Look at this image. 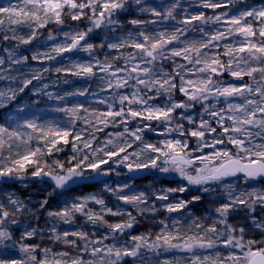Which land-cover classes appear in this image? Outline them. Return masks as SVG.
Instances as JSON below:
<instances>
[{"label": "snow or ice", "instance_id": "snow-or-ice-1", "mask_svg": "<svg viewBox=\"0 0 264 264\" xmlns=\"http://www.w3.org/2000/svg\"><path fill=\"white\" fill-rule=\"evenodd\" d=\"M179 5L180 0L156 6L146 4L145 0H18L17 3L8 0L6 4L0 3V42L5 45L14 42L13 46L3 48L7 56H0V66L7 62L11 70L13 65L27 64L29 57L20 52V48L34 42L37 51L32 54V61H55L66 53L79 52L91 57L87 62L38 70L30 78L22 79L18 89H0V109L6 108L34 80H41L43 72L49 71L99 79L106 85L101 91L117 90L111 103L108 99L99 101L107 104V111L97 114L103 128L80 115L88 112L84 104L53 109L71 117L72 127H61L55 119L42 120L34 108L39 101H34L33 105H17L0 117L3 120L0 123V195L5 197L0 200V253L15 249L20 254L18 257L0 255V264H150L148 253L159 256L161 249L178 250L187 255L155 264H264V239L246 238L248 227L264 237V0L259 3L202 0V7L213 10L214 15L199 12L177 21ZM217 9L221 11L216 13ZM129 10L148 13L155 19L127 20L134 30L125 32L121 17ZM67 20H87L88 24L81 29L78 24H66ZM167 21H175L180 26L154 31L147 28L149 24ZM53 24L58 27L50 29ZM210 24L223 27L209 30L205 26ZM42 29L48 30L43 41L40 39ZM97 29L105 33L101 42H89ZM190 32H199V38L189 39ZM58 37H62L59 42ZM41 45L47 50L40 52ZM105 47L120 55L111 59L105 56L103 61L93 55L98 48ZM129 48L133 51L121 52ZM121 60L123 64L116 63ZM166 62L171 71L166 70ZM5 71L0 67V80L16 79L6 77ZM98 72L105 75L98 76ZM225 74L232 80H223ZM63 82L69 83L67 79ZM47 88V84L33 88V95L43 93L49 99L63 101L68 96H86L89 91L84 88L53 97L44 92ZM127 88L132 89L130 94L119 91ZM177 94L182 99H175ZM161 97H164L162 105L156 103ZM197 105L201 108L198 124L188 112ZM178 109L182 111L177 113ZM77 119L87 127L74 132ZM181 120L195 127L185 128ZM133 121L136 122L134 129L128 127ZM109 124L122 125L123 131L105 133L106 138L98 142L95 133L103 132ZM88 128L93 131L89 132ZM146 131L163 138L155 143L147 142ZM184 137L195 138V147H190L189 139ZM133 145L136 150L129 152ZM66 146L72 151L67 161L48 162L46 157L64 151ZM112 164L122 165L129 173L144 170L176 173L187 182L164 189L162 195H156L160 201H167L170 193L188 192L191 187L206 194L220 188L226 193V199L215 207L214 216L209 214L203 218L187 212L190 205L201 201L199 194L164 204L162 207L168 213L187 214L172 219L171 228L161 220L163 227L154 240H149L150 234H140L130 235V243H118L117 234L127 233L137 223L136 217L131 212L104 209V201L94 196L77 198L84 202L47 211V216L71 224L75 214L80 213L92 225L105 226L109 230L106 234L92 239L87 231L59 232L53 226L49 238L73 251H53L51 247L27 243L40 234L41 230L35 227H24L19 239H14L13 226L21 225L19 216L27 213L37 220L39 217L15 192H7L5 185L28 179L45 183L47 178L54 185L48 194L52 196L57 190H69L72 185L113 172L119 175ZM240 182L244 187H240ZM22 186L27 188L28 184ZM128 187L130 185L124 183L112 189L105 184L108 191H123ZM118 199L132 205L138 214L156 211L154 205L151 209L139 208L147 202L143 192L120 195ZM87 201L101 205L106 214L127 218L109 223L101 213L86 212ZM48 203L47 199L42 200L40 209H45ZM236 212L244 214L245 225L230 222V216ZM209 219L210 224L202 222ZM108 240L112 243H105Z\"/></svg>", "mask_w": 264, "mask_h": 264}, {"label": "trees", "instance_id": "trees-1", "mask_svg": "<svg viewBox=\"0 0 264 264\" xmlns=\"http://www.w3.org/2000/svg\"><path fill=\"white\" fill-rule=\"evenodd\" d=\"M18 2V0H16ZM174 0H145L146 4L156 6V5H170L173 3ZM250 2H253V0H250ZM254 2H262V0H254ZM185 9L187 11L185 12ZM221 9L215 10L216 13L220 12ZM199 12H204L207 16H212L215 13L211 9H205L202 7V0H180V5L178 9L176 10V19L177 21L183 19L186 15H194L198 14ZM124 20V31L127 32L129 30H134L133 26L130 24H127V20L138 18L142 20H151L155 19L148 13H140L135 10H129L128 12L122 14L121 17ZM198 24V22H196ZM66 24L68 25H75L78 24L81 29H84L85 26L88 24L87 20H82L78 22H73L70 20L66 21ZM173 25H177L175 21H167L162 24H156V25H147V28L149 31H154L156 29H162L164 27H168L169 29L172 28ZM58 26L56 25H50V29H56ZM207 29L211 30L216 27H223V25H208L205 26ZM43 35L40 39L44 38L47 35V29L40 30ZM104 30L103 29H97L95 32L91 35L90 41L95 44H99L104 36ZM120 33L118 32L117 35ZM200 33L199 32H190L188 33V38H199ZM34 45L29 46H21L20 52H22L24 55L29 57V61L27 64L23 65H13L11 70H8L9 66L3 67L6 71L4 72V75L6 77H16V79H11L12 83H14L18 89L21 87V80L24 78H30L31 75L34 73H30L31 70H33V66H36V64H44L42 60L32 61L31 56L34 53V50L36 49ZM14 42H10L8 45H5L4 43L0 42V49H3L5 46H13ZM40 52H44V47L39 48ZM133 51L132 49H122L121 52H129ZM87 53L79 52V53H73V54H64V56L57 57L55 61H47L49 66L47 68H55L59 66H68L71 62H87L89 59L84 57ZM96 58H99L101 61L105 59V56H108V58H112L114 56L120 55V53L116 52L115 50H110L108 48L104 49H97L94 54ZM178 62L180 61V58H176ZM118 64H123V61H117ZM165 68L168 71H171V68L168 66V63H165ZM43 69V68H42ZM40 69V70H42ZM98 74H101L98 72ZM100 76V75H99ZM67 79L69 83H64L63 81ZM77 77L72 75H65L63 73H55L54 71L49 72H43L41 80L37 81L34 80L32 85H29L28 89H25L23 93H20L17 96V99L10 102L6 108L0 109V117H2L5 113L13 110L17 105L21 104H31L34 101H39L34 108L37 109V115L41 116L42 120H51L55 119L61 127H72V124L70 120L72 119L69 116H66L64 113H58L53 111V109L57 108L55 104H58V107H72L73 104L71 102V99L73 96L66 97L65 100L60 101L56 100L55 98L49 99L47 95H44L43 93L33 95L32 89L33 88H42L44 84L48 85L47 89H44V92L51 93L53 97L60 95L63 96L67 92H73L78 90L80 85L77 82ZM80 79V78H79ZM83 80H91L88 81V83H91L95 87L88 88V93H99L98 91V85L97 81L98 79H89V78H82ZM5 79L0 80V87L4 86L6 83H4ZM116 92V91H115ZM112 96L114 95V92ZM109 93V94H111ZM86 94V95H87ZM109 94H107V99L109 100V103L112 102V98H109ZM25 99L27 100L25 102ZM175 99L179 100L182 99V96L180 94H177ZM60 103H64L65 105H62ZM156 103H160V99L157 100ZM86 108H88V112L84 113L81 112L80 115L84 116L89 121H95L97 118V114L107 111L106 107H100L96 106L94 104L90 105V103H83ZM119 105L117 104V107ZM190 110V109H189ZM195 112H200L201 108L199 105L196 106V108L193 109ZM178 111L177 113H179ZM93 114L88 118V114ZM87 116V117H86ZM0 123H3V120L0 119ZM155 124V122H153ZM82 126L81 120H76L75 127L73 128V131H77L78 128ZM108 129V128H106ZM162 129V128H161ZM29 131V130H28ZM150 139L152 138L151 135L146 134ZM188 138V137H186ZM191 142V145L194 143V139L188 138ZM33 144L35 142L33 141ZM72 155L71 147L66 146L64 148V151L60 153H54L51 157H46L49 163H52L53 160H60L61 162L67 161V159ZM105 167H108L106 165ZM112 167L115 168L116 172H119V175H116L115 172L108 176H101L96 180L89 181L84 184H77L72 185L69 190H57L55 194L52 196H49V192L52 191V188L54 185L45 182V183H39L38 181H25V182H11L8 185H5V190L7 192H15L17 197L24 200L26 204L33 210H36V216L39 217V219L33 218L31 215L25 213L22 216H19L18 218L21 220V225L19 228H16L13 226L14 231V239H19L20 232L23 231L24 227H35L40 231V234H38L36 237L32 238L31 240H28L27 243H37L41 244L44 247H51L53 248V251H62V250H69L73 251L72 249H66L65 245L61 243H54L49 237L51 235L50 229L54 226L57 231L63 232V231H75V230H83L87 231L90 234V238L96 239L98 237H101L102 235L106 234L109 230L103 226V225H92L90 222L87 221L86 217L80 213H76L74 216V223L66 224L63 221H61L58 218L55 217H48L47 211H58L63 209L66 205L70 206L73 202H84L82 199L77 201V198H84L89 196H94L98 199H102L104 201V209H112L113 212L115 211H121L124 213L131 212L133 216L136 217L137 223L134 224V226L128 230L127 233L124 235L117 234L118 236V243L129 241L130 243V235H140L145 234L149 235V240H154L155 235L160 232L161 228L163 227L162 224L159 222L161 220L165 221L169 224V227L171 228V221L174 218L181 217L183 218L186 216V212L182 213H168L164 208L162 207L164 204L167 203H173L176 202L178 199H191L193 195H201L202 199L199 202H196L189 206V209L187 212H190L194 216H199L201 218L208 216L209 214L215 215L214 209L215 207H218L221 202H224L226 199V193L223 192L222 189L217 188V190L211 194H206L202 192H198L196 187H191L188 192L185 193H170L169 199L167 201H160L156 199V195H162L163 190L167 188H174L177 187L179 184H187L186 181H182L179 177L176 176H168L165 174H161L155 170L152 171H146L147 173L139 177H130L128 176V171L125 167H119L115 164H112ZM30 171V170H29ZM23 183H27L28 187L25 188L22 186ZM124 183H128L130 187L123 189V191H108L105 189V184H107L112 189H118L120 186H122ZM255 183V182H254ZM240 184H243L240 182ZM261 186V185H257ZM145 193L147 196V202L142 203L139 205L140 209L148 208L151 209L154 205L156 208V211H145L142 214H138V211L136 208H134L130 204H125L124 201L118 199V196L120 195H133V194H139V193ZM5 199L3 195H0V200ZM44 199H47L49 203L46 205L45 209H40V202ZM92 211L95 213H101L104 215V219L107 220L109 223H115L120 222L121 220L126 219V216H113L111 214H106V212H102V206L99 204H96L93 201H87L85 204V211ZM259 214V211L257 212ZM243 213H233L229 220L233 224L238 225H245L247 222L243 219ZM205 223V225L210 224L211 220H204L202 221ZM186 230V229H185ZM95 233L94 236L91 234ZM246 238L248 239H264V237H261L259 231L252 229L251 227H248ZM105 243H112L111 240L105 241ZM0 255L4 257H18L20 254L17 250L12 249L8 250L4 253H0ZM187 254L180 252L178 250H170V251H164L163 249L160 250L159 256H154L152 253H148V257H151L150 264H155L156 261H163L165 259L169 260H176L177 258H183Z\"/></svg>", "mask_w": 264, "mask_h": 264}, {"label": "rangeland", "instance_id": "rangeland-1", "mask_svg": "<svg viewBox=\"0 0 264 264\" xmlns=\"http://www.w3.org/2000/svg\"><path fill=\"white\" fill-rule=\"evenodd\" d=\"M8 2V0H0V3H7ZM11 2L12 3H17V1L16 0H11ZM47 36V35H46ZM45 36V37H46ZM44 37V38H45ZM44 38H42L41 39V41H43L44 40ZM62 39V37H58V40H57V42H59L60 40ZM52 42H48V44H51ZM40 47H44V51H46L47 50V48H46V46H44V45H41ZM35 51H37V49H35L34 50V52ZM0 56H4L5 58H6V56H7V54L5 53V52H3V49H0ZM84 57H86L87 59H90L91 57H89V55L88 54H86ZM109 59H111V58H109ZM42 62H44V64H36V66H33L34 68H33V70H31L30 71V73L28 74V75H30L31 73H33V72H36V71H38V70H40V69H42V68H45V67H48L49 66V64L47 63V60H42ZM117 63V62H116ZM118 64V63H117ZM8 66V63L6 62V64L4 65V66H0V67H7ZM104 76L105 74L104 73H101V74H98V76ZM78 79H77V82H78V84L80 85V87L78 88V89H84V88H94L95 86L94 85H92L91 83H88V81H91V80H83L82 79V77H77ZM80 78V79H79ZM106 78H108V77H106ZM7 80H4V83H6L4 86H2V87H0V89H3V90H5V91H7V89L8 88H16L17 86L14 84V83H12V80L11 79H8V78H6ZM223 80H225V81H231L232 80V78L231 77H229L227 74H225L224 75V77H223ZM245 80H247V78H245ZM238 83V82H237ZM97 85H98V91H100L99 93H97V95H93V93H90V94H87L86 96H83V97H81V96H73V98L71 99V102H72V104L73 105H76V104H83V103H90V105H92V104H94V105H96V106H100V107H106L107 106V104H102V103H99V101L100 100H102V99H107V94H109V93H111V92H114L115 93V91H117L115 88H112V89H107V90H105V91H101V88L102 87H105L106 88V85H104L99 79H98V81H97ZM119 91H121V92H124V93H126V94H130L131 93V91H132V89L131 88H127V89H122V90H119ZM112 94L113 93H111V94H109V98H112L113 96H112ZM150 95H151V93H150ZM17 99V98H16ZM27 100L25 99V102H26ZM157 102V101H156ZM163 102H164V97H161L160 98V103L159 104H163ZM61 104V106L62 105H65L64 103H60ZM28 105H33V103H31V104H28ZM36 104H34V106H35ZM55 106L56 107H58V104L56 103L55 104ZM220 106H223L222 104L220 105ZM135 107V106H134ZM178 111H182V110H177V112ZM188 112L193 116V118H194V120H195V122H196V124H198L199 123V120H200V116H199V113L200 112H195V111H193V109H190V110H188ZM91 115H93V114H88L87 116H89L88 118H91L90 116ZM86 116V117H87ZM205 119H209V120H211V117H208V116H205L204 117ZM180 123H183L184 124V126H185V128H193V127H195V125L194 124H188V122H187V120H181V121H179ZM93 124H95L97 127H104L102 124H100L99 123V121L97 120V118H96V120L95 121H93L92 122ZM174 126V125H173ZM215 126V125H214ZM87 127V125H85L83 122H82V126L80 127V128H78V130L77 131H75V132H79V131H81V129H83V128H86ZM128 127L129 128H132V129H134L135 127H136V122L135 121H133L131 124H129L128 125ZM108 129H106V128H104V131L103 132H99V133H95V135L97 136V138H98V142H101V141H103L106 137H105V133H116V132H121V131H123V126L122 125H120V126H116V127H113L111 124H109V126L107 127ZM160 131H162L163 130V128L162 129H159ZM30 131V130H29ZM88 131L89 132H91V131H93V129H91V128H88ZM146 134H148V135H151L152 136V138L150 139ZM173 135H175V134H173ZM214 135V134H213ZM144 138H145V140L147 141V142H150V143H155V142H157V140H159V139H162L163 137H159L158 135H156L155 133H152V132H148V131H146L145 132V136H144ZM169 138H171V137H169ZM184 138H186V137H184ZM209 140H211V136H208L207 137ZM127 139H129V140H131L132 138L131 137H127ZM192 139H194V143L191 145V142L189 141V143H190V147H195V145H196V140H195V138H192ZM35 142V141H34ZM36 143V142H35ZM133 150H136V145H133V148H130L129 149V152H131V151H133ZM205 151H208L207 149L205 150ZM132 159H135V158H132ZM129 162H131V160L129 161ZM111 163V162H110ZM116 165V164H115ZM106 165H104L103 167H105ZM119 167H123L122 165L121 166H119ZM127 169V168H126ZM128 171V170H127ZM145 171H148V170H144V171H139V172H131V173H129L128 172V176H130V177H139V176H142L143 175V173L145 172ZM165 175H168V176H176V177H179L176 173H169V174H165ZM240 187H244V185L243 184H240Z\"/></svg>", "mask_w": 264, "mask_h": 264}, {"label": "water", "instance_id": "water-1", "mask_svg": "<svg viewBox=\"0 0 264 264\" xmlns=\"http://www.w3.org/2000/svg\"><path fill=\"white\" fill-rule=\"evenodd\" d=\"M146 173H147V172L145 171L144 174H146ZM28 181H32V182H33V181H37V180H35V179H28ZM45 181L48 182V183H50V184H52L50 181H47V178H45ZM52 185H53V184H52Z\"/></svg>", "mask_w": 264, "mask_h": 264}]
</instances>
